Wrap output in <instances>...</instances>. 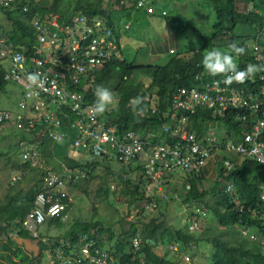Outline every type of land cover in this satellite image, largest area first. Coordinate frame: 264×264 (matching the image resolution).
<instances>
[{
  "label": "trees",
  "instance_id": "trees-1",
  "mask_svg": "<svg viewBox=\"0 0 264 264\" xmlns=\"http://www.w3.org/2000/svg\"><path fill=\"white\" fill-rule=\"evenodd\" d=\"M45 1H49L51 4L45 6L41 0H17L15 3L16 9L7 11L4 14L11 23V39L14 45L18 47L27 44L29 47L28 53L37 45V34L31 25V21L36 15L39 16L40 20H45V18L57 13L61 16V26H63L64 22L69 23L72 21L78 13H83L89 17L101 16L108 20L110 27L114 29L115 32L118 33L120 31V21H117L114 15L115 12L118 11V3L122 0H74V3H71L70 0ZM177 1L190 2L191 0ZM250 1L253 7H250V3H244L243 10H241L239 0H200L201 7L203 9H208L209 18L212 16L213 12L215 14V23L213 25V34L215 37L230 35L232 37L231 42L238 43L240 41V46H246V54L235 57L240 69H244L249 63H254L248 44L256 39L264 20V15L258 13V10L264 13V0ZM105 2H108V5H105ZM25 6L29 8L28 13L23 12ZM122 10L128 12L125 16L132 15L135 10V5H129V7H124ZM167 13L168 14L163 15L162 18L175 37L181 38L183 35L193 33L195 34L196 40L203 42L202 47L197 48L194 46L195 48L188 49L190 53H195L189 59L180 57L183 50H174L176 55L171 56L167 64L162 66H141L137 64L136 60L127 58L125 54L121 59L113 57L106 68L102 70L98 82V86L108 88L112 91L113 95L119 98L118 106L114 108L108 116V123H112L114 126L119 125L122 129H138L142 127L154 130L156 125H162V122H164L160 119L161 113L153 116L155 118L150 123L154 124V126L149 125L147 121H138L133 111L138 108H143L145 105L142 102L139 105L133 106L131 102L135 98L139 97L143 99V96L147 92H156L162 98L161 106L163 108L162 111H164L163 101L168 97L173 98L176 92L181 88H193L199 85V82L196 81L197 76H202L205 81L215 78L207 74L201 64L203 46L204 44H209V39L203 35L201 29L195 22L189 21V19H183L177 12L175 14L170 12ZM0 30L4 33V29L1 25ZM236 31H238V36H236ZM245 31H247L246 34H244ZM119 38L121 39L120 35ZM119 46L122 53H126V50L122 48L121 41ZM28 53L24 54L27 55ZM5 62L10 66L9 61L0 58V95L5 93L7 85V82L4 80V73L9 66L5 68ZM141 77L151 79L150 88H145ZM216 77L224 79V76ZM233 85L236 86L241 84L233 83ZM86 98L87 101H92V97L88 93H86ZM68 114L73 115L74 113L69 111ZM71 117H74V115ZM63 118V115H61L60 119ZM100 118L101 120H106V113H103ZM118 118L119 120L117 122ZM192 119L195 130L199 135H203L204 123H202V121L212 120V116L209 112H205L193 115ZM101 120L99 119L100 122ZM129 122L130 126L128 124ZM227 125L230 130L234 129L233 131L238 137L248 131L242 123L234 125L228 121ZM7 130L10 132L11 130L15 131L17 134H13L15 136L12 137L18 141L15 150V153L18 155L22 152L24 148L23 145L26 144V146H29L34 143V140L31 138V136L34 135L33 132L28 133L24 130L17 131L12 127H9ZM39 130L38 128L37 131ZM65 136H67L65 142L61 145L55 144L53 150L50 151L52 153L54 151L53 154L43 146L42 149L46 157H55V159L63 161L69 174L73 175L75 179L77 178L78 183L80 181L92 183L96 178L99 179L100 176L96 173V170L100 168L99 166H105L106 169L104 167L101 168L105 169L103 172L106 174L110 175L112 173L110 160L107 159L106 156H103V161H101L102 158L96 156L95 146L97 143H94L91 139L84 140V144L88 146V148L85 149L89 152L87 157L91 156V160L93 161V166H89L87 163L89 160L88 158L87 161H85L82 159L76 160L70 156L72 144H74V135L69 132ZM4 137L5 136H2L0 139H4ZM16 137H18V139ZM9 138L8 136V139ZM43 142L46 143V145H51L52 143L48 140ZM102 147L109 150V148L104 145H102ZM4 155L5 153L2 152L0 157ZM93 157H95V160ZM17 165L18 170L28 169V166L21 162L19 164L17 163ZM53 166L55 170H60L61 168L57 161L53 163ZM87 168H89L90 171H83ZM100 171L102 170L100 169ZM218 175L220 178H224L222 168H220ZM227 180H230L234 185L233 195L226 194L225 188L221 186L222 188L219 191L214 190L212 192L214 199L218 197L212 204L206 202L209 193L203 188L202 179L200 177H195L190 180L192 186L189 192L183 195V202L185 204L197 203L201 206L203 205L214 218L213 225L209 223V220L207 225H205V222L201 224L202 233L194 234L189 230V228L193 227L194 221H189L185 225L184 223H180L177 219V226L174 225L169 227L167 226L166 220L158 223L156 219H152L149 223L145 224H142L141 221L138 220L137 223L131 226L128 232H125L124 236L120 235V237L115 238L111 230L99 228L97 222L93 224L76 222V224L65 233L61 242L65 243L67 247L72 246L81 234L92 237H96V234H98L100 235V240H102V237L104 238V236L110 235L111 241H116L117 239V244L111 251L116 257L113 264H143L141 261H144V264H183L185 259L183 256L181 257V255L184 252L190 254L189 260H192V263L208 264L207 261L203 260L205 258L204 254L205 252L207 254V251L208 253L210 252L209 264H264V260L261 262L259 261L263 251L259 240L251 241L244 236H241L242 238L240 236V238L235 236L237 226H242L244 228L249 226L252 234L260 235L262 238L264 236L263 223L259 224V218L254 219L253 215L247 209L244 211L241 210L238 204L234 202V199L237 198L240 200V206H244L245 208H255L260 205L259 196L262 191V182H264V167H261L253 160H246L241 165H236ZM123 184L125 187L121 195L124 198H130L128 201L129 207L143 209L142 204L144 202V195L143 199H141L139 194V189L143 188V185L140 188L139 184H144V181L129 179ZM107 189L106 191L99 189L96 194H98V196L109 195L110 188L107 187ZM40 191L41 177L39 175L35 185L25 196H22L21 193L15 196L12 194L6 198V206L2 207L0 204V238L3 236L6 238L5 243L0 248L8 254L5 258V264H34L32 259L28 257L21 243H23V240L30 239L28 232L24 228L23 221L34 207V201ZM157 203L159 205L161 204L160 201H157ZM69 207H71L70 204ZM126 215L129 214L127 213ZM20 221L22 222L20 223ZM14 223H17V225L13 226ZM49 224L60 228L64 223H62L61 220H53L50 221ZM13 229L17 232V237H19L17 239L19 241L10 237ZM217 229L219 231H217ZM137 237L142 239L143 246L141 251L136 254L132 251L129 253L133 239ZM154 238L160 239L163 245L169 246V250L166 251L163 257L152 250L151 241ZM41 246V250H44L45 247L43 245ZM174 247H177V249H173Z\"/></svg>",
  "mask_w": 264,
  "mask_h": 264
},
{
  "label": "built area",
  "instance_id": "built-area-1",
  "mask_svg": "<svg viewBox=\"0 0 264 264\" xmlns=\"http://www.w3.org/2000/svg\"><path fill=\"white\" fill-rule=\"evenodd\" d=\"M16 1L0 0V15L4 16L5 12L15 10ZM128 1L131 0H124L122 4ZM138 7H146L145 0H138ZM23 12H29L28 6L24 7ZM153 12V8H149L148 13ZM31 25L37 34V45L29 53L27 44L18 47L14 45L11 31L4 30L6 34L0 32V58L10 62L4 78L7 82L21 86L24 92L19 105L21 113L13 118L9 113L0 111V123L14 119L19 129L36 133L37 143L25 146L23 149L24 162L30 163L32 168L44 169L38 143L41 138L46 137L54 144H61L64 141V134L60 133L59 129H62L64 121L73 115L79 118L76 126L81 136L74 142L76 149L85 150L88 146L84 144V140L91 139L97 143L95 153L99 158L106 156L107 159L128 162L131 158L140 155L143 144L138 142L139 140L136 139L133 143L122 141L113 128H107L99 121L101 114L97 115L91 110L95 102L94 90L97 87L98 75L111 57V53L118 48L117 37L108 20L105 17L88 18L81 14L61 26L57 16L52 15L40 20L36 15ZM254 46L255 51L261 53L260 46L258 44ZM24 53H28L29 57ZM17 56L23 59L17 61L15 59ZM31 73H38L41 83L31 84L27 79ZM261 80L264 81V77ZM197 81L198 88L180 89L174 95L172 99L174 111L191 114L211 111L214 116H224L230 108L244 109L250 114L259 113L263 105L264 86L256 85L254 78L249 85L244 86L243 84L225 85L218 79L207 82L202 76H197ZM86 93L91 95L92 101L86 100ZM150 100L149 97L146 99V101ZM69 111L74 114L69 115ZM153 111L155 112L156 109ZM61 115L63 119H60ZM138 115L145 117L146 114L139 112ZM246 117L249 116L244 118ZM172 121H176V115H173ZM186 122L184 118L182 122L175 123L176 127L173 129L171 139L179 142L172 145L163 144L157 150L155 158H160L166 163L163 170L165 172H174L176 169L189 172L199 170L213 155L214 139H208L209 147L198 145ZM225 150L241 158H254L264 165V119L258 121L253 135H246L241 142L228 141L225 143ZM93 158L95 160V157ZM224 166L229 172L233 169V163L229 160L224 162ZM148 173L154 178H160L159 172ZM69 177L74 182L77 180V178L73 179L72 175ZM18 179L14 178L13 182ZM44 184L54 191L65 188L64 180L51 172H48L44 178ZM261 199L264 202V193ZM63 210L64 206L60 204L55 194L39 195L37 207L27 215L23 225L33 236H37L38 227L45 223L47 217L59 216ZM139 244L136 240V247ZM65 255V251L56 250L53 262L111 264L113 259L93 240L81 247L78 253Z\"/></svg>",
  "mask_w": 264,
  "mask_h": 264
},
{
  "label": "clouds",
  "instance_id": "clouds-1",
  "mask_svg": "<svg viewBox=\"0 0 264 264\" xmlns=\"http://www.w3.org/2000/svg\"><path fill=\"white\" fill-rule=\"evenodd\" d=\"M124 0H122L121 2H119V8L123 9L124 7H129V5H135V10L133 11V13L135 12H139L141 10H144L147 14L149 15H156L158 14V12L156 11L155 8H153L152 6H150L149 2L154 3V1L152 0H145V4L146 7L143 8H139L138 7V0H131L130 2H124L122 4ZM264 4V3H263ZM105 5H108V2H106ZM153 8L154 12L152 14L148 13L149 8ZM167 9H163L162 12L159 14V16L166 15L168 14ZM122 15L128 13L125 11L121 12ZM132 13V14H133ZM258 13H262L264 15L263 12H260L258 10ZM85 15L83 13H78L77 15ZM76 15V16H77ZM87 16V15H85ZM88 18H93V17H89ZM97 17H101V16H97ZM163 20V18H162ZM127 28L130 27V25L126 26ZM116 37H117V43H118V48L114 53H111V57L109 58L108 62L106 63L105 67L102 69L104 70L106 68V66L108 65L109 61L115 57V58H122L123 53L122 50L120 49L119 43L120 41L122 42V31L120 30L118 33L114 31ZM119 35L121 36V39L119 38ZM255 44H258L260 46L261 49V53L259 51V53H257L255 51ZM249 45V49L251 51V55L253 58L254 63H249L245 66L244 69H240V67L238 66L235 57H239V56H243L246 54V46H240L239 44H237L236 42H231L227 45V50H221L219 48H212L210 50H208L201 61L202 67L205 70V72L207 74H209L212 77H215L211 80L214 79H218L220 80L222 83H224L225 85H229V86H235L233 85V83H238V84H243L244 85H249L251 83V79L254 78L257 82L256 85H261L264 86V81L261 80L262 77H264V20H263V25L262 28L259 32V34L257 35L256 39L251 41ZM259 49V50H260ZM171 51H173V53H171ZM170 54H174V50H171ZM143 53H150L151 56H153V53L151 52L150 48L147 46V50L144 51ZM17 61L22 60L23 58L20 56H17L15 58ZM151 65V64H148ZM141 66H147V65H141ZM101 70V72H102ZM6 72V70H5ZM101 72L98 75L97 78V84H96V88L94 90V95H95V102L92 106V111L97 114V115H102L103 113H106L107 115V119L106 120H101L102 123L105 124V126L107 128H113L116 132V135L119 139H121L122 141H128L133 143L134 141L139 140L138 142H141L143 144L142 147V151L140 152V155L131 158L128 162H120L118 160L115 159H109L110 163L112 162H117L118 164L124 166L127 168V170H125L121 175H120V183H122L121 189H123L124 186V182L132 179L136 177L137 179L135 180H142L144 181V184H139L140 188L143 185V188L139 189V194H140V198L143 199V195H144V202H143V209L141 208H137V207H133L130 208L129 207V202L125 203L123 202L121 199H119L117 201V207L119 210L122 209L123 206L127 205L130 209V211L128 212L129 215H136L135 219L136 220H141V217H143L140 214H143L145 217L146 215H149L151 212L156 211L157 209H159L162 205L171 202V201H175L179 203V209L182 207L184 210V215L181 218H178L180 223H184L185 225L187 224V222L189 221H194V225L192 228H189V230L192 233H202L201 231V224H203L208 217L212 216L209 213V210L206 209L203 205H199L197 203L194 204H185L183 202V195L187 194L189 192V190L191 189V184H190V180L194 179L195 177H200L203 181V188H204V176L202 174V169L205 167L206 163L211 160L214 156L219 155V160L221 162V167L224 173V178H220L217 172V180L215 182L214 187L208 191L211 200L208 202V200H206L207 203L212 204L215 202L216 199H218V197L216 199H214V197L212 196V192L214 190L219 191L221 188H217L216 185H218L219 181H220V185L223 186V188H225V193L228 195H233L234 192V185L230 180H227L228 176L230 175V173H232V171L235 169L236 165H241L244 161L246 160H253L254 162H256L257 164H259L261 167H264V165L258 163L254 158H244V157H238L235 154H231V153H227L225 150V143H227L228 141H234V142H241L244 140L246 135H253V131H254V127L258 124V121L264 119V97L262 99V103L263 105L261 106V109L259 111V113H248L246 110H242V109H236V108H230L228 109V111L225 113L224 116L222 115H218V116H214V114L211 111H199L197 113L191 114V113H182V112H176L172 109V99L173 98H167L166 100H162L163 101V105H164V111L162 106H161V96H159L156 92L150 93L147 92L144 96L143 99L137 97L135 98L131 103L133 106L139 105L142 102L144 103V107L143 108H138L135 109L133 112L135 118L140 121H147L149 122V125L154 126V124L150 123L152 122V120L155 118L153 117L154 115H157L159 113H161V117L160 119L164 122H162V125H156L154 130H150L148 128H125L122 129L120 128L119 125L114 126V124L112 123H108V116L111 114V111L116 108L118 106V102H119V98L116 97L115 95H113L112 91H110L108 88L103 87V86H98V82H99V76L101 74ZM257 74V75H256ZM216 76H224V79H221L219 77ZM4 77H5V73H4ZM147 78V77H146ZM28 81L33 84V85H37L39 83H41L40 80V75L38 73H31L28 75L27 77ZM149 79V84L144 83V86L146 89L150 88L151 85V79ZM5 80V78H4ZM208 80V81H211ZM6 81V80H5ZM197 81V78H196ZM207 81V82H208ZM7 82V81H6ZM7 83H12V82H7ZM16 85V84H15ZM236 86H240V85H236ZM198 86H195L193 88H181V89H187V90H191V89H195L198 88ZM180 90V89H179ZM178 90V91H179ZM177 91V92H178ZM176 92V93H177ZM23 94L24 92L22 91V98L18 104H21L22 99H23ZM150 98V101H146L147 98ZM174 97V96H173ZM117 100V106L113 107L112 103L113 101ZM143 100V101H142ZM153 109H156V111L154 112ZM6 113H9L13 118H15L17 115H19L21 113L20 107L18 108V111L13 113L11 111H5V110H0ZM139 112L145 113V117H140L138 115ZM205 112H209L212 116V120H203L202 123H204V134L203 135H199V133L195 130L194 128V124H193V119L192 116L199 114V113H205ZM173 115H176V121L173 122ZM245 116H249L248 118H244ZM243 117V118H242ZM186 119L187 122L186 124H188L187 126H189V130L190 133H192L195 136V142L198 145H203V146H210V142H208L209 138L214 139V143H213V155L206 160L205 164L200 167L199 170H193L191 172L183 170V169H176L174 172L170 171V172H165L164 170V166L166 163H164L162 160L156 159V153L157 150L159 148V146H162L163 144H175L179 141L175 140V139H171L172 137V132L173 129L176 127L175 123L182 122L183 119ZM79 118H76V116L71 117L70 119L64 121L63 127L62 129H59V132L64 134V141L61 143L63 144L66 140L65 135H67L69 132H71V134L74 135V142L77 138H81L80 136V132L78 127L76 126V122L78 121ZM119 118L117 119L118 122ZM228 121H230L231 123L238 124V123H242L243 126L245 127V129H248L247 132H245L242 135H239V137L236 135V133H234V129H231L228 127L227 123ZM211 122H219L221 124H223L229 131L230 134L232 135L233 138L226 139L225 137H223L221 139V141H218L215 134L214 133H210L207 127V124L211 123ZM130 126V122L128 123ZM1 127H12L15 128L17 131H23L21 129H19L17 127V124L14 122V119L12 121L9 122H5V123H0ZM128 129V130H127ZM28 133H32L29 132L27 130H24ZM69 131V132H68ZM32 138L34 140L33 144L37 143V139H36V133H34V135H32ZM48 140L51 141L49 138H41L40 143H38L37 147L38 150L40 151L41 154V162L44 165V169H38V168H32L31 164L28 162H24L23 158H22V153H23V149L22 152L19 154V160L22 164H26L28 166V169H22V170H18L19 174L16 176H13L12 179L9 181L8 183V187L7 190H12L14 189L19 183L22 182V180L28 175L29 172L31 171H38L40 172V177H41V191L37 194L36 199L34 201V207L32 208V210L29 212L31 213L36 207H37V201H38V197L39 195H48L49 194H55L56 197L59 199V202L61 205L64 206V210L60 213L59 216H55V217H47L46 221L44 224H42L41 226L38 227V232H37V236H33V234L26 230L30 236L31 239L33 240H37V241H41L42 244L46 247V251L47 252H52L51 255L52 257L48 260V262L50 264H57L54 263V254L55 251L60 249L66 252L65 256H68L70 254L74 253H78L81 249V247H83L86 243L90 242V241H95L96 245L103 251L106 253H109V255L113 258L111 261V264H113V261L115 260V256L111 253L112 250H108L106 249L105 245L106 243L103 240H100L97 236L96 237H92V236H88V235H84L81 234L80 237L78 238V240L72 245V246H67L65 243L62 242H58L56 240L52 239H47V235L42 236L40 235V229L44 226L46 227H54L55 225H50L49 222L53 221V220H61L62 223H64L63 225H65L70 219H71V214L70 211L73 210V206H74V199H73V193L74 191L78 188V182L77 180L74 182L73 180H71V177H69V172L67 167L64 165V163L62 162L61 164H59L61 166L60 170H55V167L53 166V163L57 160H55V158H49L46 157V154H44L42 146L45 147L49 152L53 150L55 144L52 142L51 145H46V143H44L43 141ZM187 143V141L185 142V144ZM58 144V145H61ZM57 145V144H56ZM25 145H23V147H25ZM30 146V145H29ZM72 151H80L79 155L82 158V160L87 161V156L89 155V152L87 150H84L82 148L80 149H76L74 147V144H72V148H71V152ZM90 157V161L88 160L87 163L89 164V166H93V161L91 160V156ZM226 160H229L231 163H233V169L229 172L225 169L224 166V162ZM152 161H154V163H152ZM149 166H151L149 168ZM104 167L105 166H99ZM104 168L102 169V172L105 171ZM220 168H218L217 170H220ZM153 169V170H151ZM83 171L88 172L90 171L89 168L84 169ZM112 173L110 174V176L114 175V171L111 169ZM48 172L57 174L59 177H61L64 180V185L65 188L64 189H60L58 191H54L52 188H50L49 186H45L44 184V178L48 175ZM148 172H159L160 178H154L153 176H151ZM80 173V172H79ZM161 173V174H160ZM38 175V177H39ZM73 176V175H72ZM37 177V178H38ZM14 178H19L17 181L13 182ZM37 178H34V185L36 183ZM73 179L74 176L72 177ZM24 181V180H23ZM33 185V186H34ZM118 187L116 183H113L110 185V191L112 190L113 192H115V190H117ZM205 189V188H204ZM261 193L259 196V200H260V205L254 207H249V208H245L244 206L241 207L240 206V200H238L237 198L234 199V202L236 204H238V206L241 208V210H248L255 218H259V224L263 223L264 226V202L261 199V195L264 193V182H262L261 185ZM208 195V196H209ZM68 200V202H67ZM157 201H160L161 204L159 205L157 203ZM71 207H69V204ZM72 209V210H71ZM27 217V216H26ZM25 217V218H26ZM25 220V219H24ZM145 224V223H142ZM57 227V226H55ZM63 227V226H62ZM62 227H57L58 230H61ZM25 228V227H24ZM250 228L249 226L247 227H242V226H237L236 228V237L240 238L241 236L245 237V238H249L251 241H260L261 246H262V256L260 258V262L264 260V236L261 238L260 235H255L252 234L250 232ZM12 234V233H11ZM10 237L12 239L15 240V236H11ZM17 235V233H15ZM240 236V237H239ZM229 237V236H227ZM241 237V238H242ZM138 240L139 241V246L136 247L135 245V241ZM143 246L142 243V239L140 237H137L135 239H133V243L131 245V248L129 249V253H131V251L136 254L138 252L141 251V248ZM151 247L152 250L158 254L159 256L163 257V255L166 253L167 250H169V246L168 245H163L162 242L160 241V239H153L151 241ZM173 249H177V247H174ZM171 250V248H170ZM73 256V255H72ZM182 257V256H181ZM184 258V256H183ZM143 264L145 263L144 261H141ZM185 262H190L189 257H185Z\"/></svg>",
  "mask_w": 264,
  "mask_h": 264
},
{
  "label": "rangeland",
  "instance_id": "rangeland-1",
  "mask_svg": "<svg viewBox=\"0 0 264 264\" xmlns=\"http://www.w3.org/2000/svg\"><path fill=\"white\" fill-rule=\"evenodd\" d=\"M154 3L149 2L150 6L156 9L158 14L149 15L144 10L135 12L132 15H122V9L118 8V11L115 12L114 17L117 21H120L119 29L122 33V48L126 50V57L136 60L138 65H166L171 56L176 55L168 53V48L174 46L177 50H183L180 57L184 59L191 58L195 53H190L188 49L190 48H201L203 42L196 40L195 34L188 33L183 35L181 38L175 37L171 30L166 25V22L162 20L159 14L163 9H167L172 14L176 12L183 17V19H189V21L195 22L198 27L201 29L203 35L209 39V44L203 46V56L204 54L212 49L219 48L221 50H227V45L231 43V36H217L213 34V25L215 23V14L212 13V16L208 17V9H203L201 7L200 0H191L189 1H177V0H152ZM44 5H48L49 1L41 0ZM71 3H74V0H70ZM240 9L243 10L244 3H250V7L253 5L250 0H239ZM106 4V2H105ZM3 15H0V19H3ZM130 25L129 28L126 26ZM0 32H3L0 30ZM247 31L244 32L246 34ZM238 36V31L235 32ZM132 36V37H130ZM130 37V38H129ZM129 38V39H128ZM248 42V41H247ZM237 44H241L239 41ZM147 46L150 48L153 56L150 53H143L147 50ZM189 52V53H188ZM194 52V51H193ZM9 64L4 63V67L8 68ZM141 80L149 84V79L141 77ZM22 89L15 84L7 83L5 93L0 95V109L5 111H17L18 104L22 98ZM113 107L117 106V100L113 101ZM208 130L210 133H214L217 140L221 141L223 137L229 139L232 137L230 131L219 122H211L207 124ZM0 128V137L5 136L4 139H0V154L5 153L4 156L0 157V190L2 189V194L8 192L9 195L20 194L25 196L26 193L33 188L34 178H37L40 172L31 171L28 175L19 183L14 189L8 191L5 184L7 181H10L12 176H16L19 173L17 172L18 165L20 163L19 155L15 153L16 146L18 141H14L13 134L17 135L15 131H3ZM8 136L12 138L8 139ZM230 136V137H229ZM13 150V151H12ZM12 151V152H11ZM90 161V157H87ZM9 159V161H8ZM78 159V158H77ZM221 162L219 160V155L214 156L209 160L205 167L202 169V174L204 176V188L210 191L218 178L217 170L220 168ZM13 168V169H12ZM110 168L114 171V175L110 176L105 172L100 171L101 168L96 170V173L100 176L99 179L96 178L94 182L80 181L77 185V189L73 193L74 206L73 210L70 211L71 219L63 225L61 230H58L57 227H42L40 229V235L49 236L47 239H52L61 242V239L64 238V235L71 227H73L76 222H83L87 224L98 223L99 228L104 230H111L115 235V238L124 236L125 232H128L131 226L137 223L136 215H126L130 209L127 205L123 206L121 210L117 207V201L121 199L123 202L128 203L130 198L122 197L121 189L122 183H120V175L127 170L126 167L118 164L117 162L110 163ZM102 170V169H101ZM10 179V180H9ZM137 179L136 177L133 178ZM113 183H116L118 187L115 192L112 190L109 192V195L98 196V190H108L109 186ZM217 188H221V185H216ZM1 196V195H0ZM2 199H4L2 197ZM208 202L211 200L210 195L207 197ZM219 201V200H218ZM179 209V203L175 201L168 202L162 205L159 209L154 212H151L149 215H142L141 223H149L152 219H156L158 223L166 220L167 226H177V219L183 217L184 210L181 207ZM182 215V216H181ZM181 216V217H180ZM209 223L213 225L214 218L208 217L205 221V225ZM217 231H219L217 229ZM100 239V235L96 234ZM102 240L106 243V249L113 250L114 246L117 244L116 241H111L110 235L102 237ZM6 238L3 236L0 238V247L5 243ZM208 248V246H207ZM28 257L32 259L34 264H50L47 257L44 253L41 252V249H36L35 252L25 250ZM204 261H207L209 264L210 252L207 254L205 252ZM8 256L7 253L2 251L0 248V264H5V258ZM45 256V257H44ZM181 256L190 257V254L184 252ZM202 256V255H201ZM183 264H194L192 260L190 262H183Z\"/></svg>",
  "mask_w": 264,
  "mask_h": 264
},
{
  "label": "crops",
  "instance_id": "crops-1",
  "mask_svg": "<svg viewBox=\"0 0 264 264\" xmlns=\"http://www.w3.org/2000/svg\"><path fill=\"white\" fill-rule=\"evenodd\" d=\"M51 1V0H50ZM51 3L49 2L48 3V5L47 6H49ZM46 6V5H45ZM54 16H57L58 17V20H59V22H60V19H61V16L59 15V14H57V13H54L53 14ZM4 18L3 19H0V25H1V27L2 28H4V30H7V31H11V23L8 21V19H7V17H5V16H3ZM65 23V22H64ZM130 37H132V36H130ZM129 37V38H130ZM128 38V39H129ZM171 50H177L174 46H170V48H168V53H170V51ZM125 53H123V55H124ZM126 56V55H125ZM19 86V85H18ZM21 89H22V91H23V88L21 87V86H19ZM21 95H22V93H21ZM1 110V109H0ZM18 111V110H17ZM17 111H11V112H13V113H15V112H17ZM0 128H9V127H1L0 126ZM7 129H3V131L5 132ZM8 131V130H7ZM10 132V131H9ZM15 136V135H14ZM5 138V137H4ZM17 139H18V137H16ZM31 138H32V136H31ZM10 140H11V138H9ZM33 139V138H32ZM14 141H16L15 139H14ZM79 152L80 151H72V152H70V156L73 158V159H76V160H81L82 158L80 157V155H79ZM50 153H52V152H50ZM53 153H54V151H53ZM52 153V154H53ZM54 157V156H53ZM55 158V157H54ZM78 158V159H77ZM49 159V158H48ZM55 160H57V159H55ZM8 161H9V159H8ZM57 162L59 163V164H61L63 161H61V160H57ZM13 169V168H12ZM17 172H18V169H17ZM19 173V172H18ZM13 177V176H12ZM11 177V178H12ZM10 180V179H9ZM8 183H9V181H7V183L5 184V186L6 187H8ZM9 191V190H8ZM2 189L0 190V204L2 205V207H4V206H6L7 205V201H6V198L7 197H9V193L8 192H5V194H2ZM2 197L4 198V199H2ZM0 205V206H1ZM19 221V220H18ZM22 221H20V223H21ZM15 225H17V223H14V225L13 226H15ZM15 233H17V232H15V229H13L12 230V234H11V236H15V240L16 241H19L17 238H19V237H17L18 236V234L16 235ZM21 242V241H20ZM22 245H23V247H24V249L25 250H28V251H31V252H35V250L36 249H41L42 248V246L41 245H43L42 244V242L41 241H37V240H33V239H29V240H23V243H21ZM44 246V245H43ZM45 247V246H44ZM41 252L42 253H44V255L47 257V259L49 260L51 257H52V255H51V253L52 252H47L46 251V247L44 248V250H41ZM44 256V257H45Z\"/></svg>",
  "mask_w": 264,
  "mask_h": 264
}]
</instances>
